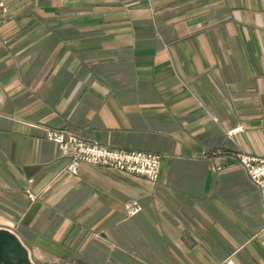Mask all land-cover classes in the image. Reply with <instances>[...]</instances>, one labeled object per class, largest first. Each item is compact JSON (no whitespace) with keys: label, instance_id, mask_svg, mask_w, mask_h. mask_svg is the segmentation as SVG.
I'll use <instances>...</instances> for the list:
<instances>
[{"label":"crops","instance_id":"crops-1","mask_svg":"<svg viewBox=\"0 0 264 264\" xmlns=\"http://www.w3.org/2000/svg\"><path fill=\"white\" fill-rule=\"evenodd\" d=\"M5 1L0 229L30 263L264 264V209L234 158H264V0ZM46 129L159 154L158 178L71 175Z\"/></svg>","mask_w":264,"mask_h":264},{"label":"built area","instance_id":"built-area-1","mask_svg":"<svg viewBox=\"0 0 264 264\" xmlns=\"http://www.w3.org/2000/svg\"><path fill=\"white\" fill-rule=\"evenodd\" d=\"M9 14V7L5 0H0V23H2ZM242 130L239 125L227 131L231 137ZM46 138L61 146L66 151L68 159L65 171L71 175H78L81 164H91L102 167H109L118 171L142 175L149 181L155 182L158 178L161 156L156 153L113 149L102 146L96 142L88 141L74 133L61 129H46ZM219 154L220 150H214L212 155ZM234 158L238 164L245 170L250 181L256 187L260 195L261 205L264 209V158L246 154L242 151L234 153ZM26 195L30 201L35 200V195L26 190ZM124 213L127 217L136 215L141 210V205L137 200L124 203ZM261 245L264 249V237L261 239ZM219 264H238L231 257H226Z\"/></svg>","mask_w":264,"mask_h":264},{"label":"water","instance_id":"water-1","mask_svg":"<svg viewBox=\"0 0 264 264\" xmlns=\"http://www.w3.org/2000/svg\"><path fill=\"white\" fill-rule=\"evenodd\" d=\"M31 264L24 246L7 229H0V264ZM75 264V263H70Z\"/></svg>","mask_w":264,"mask_h":264}]
</instances>
